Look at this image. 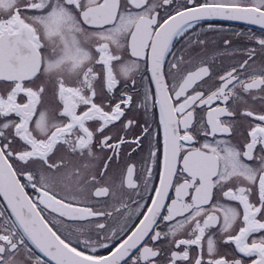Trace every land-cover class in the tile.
I'll return each mask as SVG.
<instances>
[{
  "label": "snow or ice",
  "instance_id": "obj_1",
  "mask_svg": "<svg viewBox=\"0 0 264 264\" xmlns=\"http://www.w3.org/2000/svg\"><path fill=\"white\" fill-rule=\"evenodd\" d=\"M0 264H264V0H0Z\"/></svg>",
  "mask_w": 264,
  "mask_h": 264
}]
</instances>
